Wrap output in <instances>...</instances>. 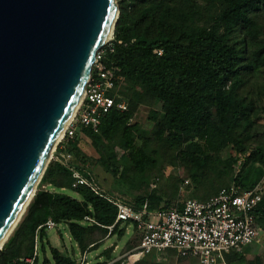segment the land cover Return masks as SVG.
<instances>
[{
    "label": "trees",
    "instance_id": "trees-1",
    "mask_svg": "<svg viewBox=\"0 0 264 264\" xmlns=\"http://www.w3.org/2000/svg\"><path fill=\"white\" fill-rule=\"evenodd\" d=\"M191 1L121 0L113 40L105 47L103 62L121 77L111 93L120 86L127 110L109 109L100 117L96 129L78 126L71 138L66 137L67 148L63 150L68 153L80 150V137L76 136L80 130L98 154V163L116 176L123 158L143 174L158 163L160 152L154 146L170 149L172 155L177 153L190 167L195 183H202L207 173L216 170V178L229 177L227 182L220 184L214 179L204 186L203 197L194 198L204 201L232 183L242 190L251 189L264 176V127L260 142L250 146L254 101L241 92L247 75L264 67V38L260 37L263 28L257 22L259 16H264V0H203L212 13L209 20L198 19L199 5ZM252 42H257V46L250 50ZM136 85L141 87V92L136 90ZM145 100L159 106L158 115L151 116L150 131L142 130L133 121L137 106ZM134 135L142 140L140 146ZM227 145L243 157L235 175L221 157ZM117 147L125 153L120 159H117ZM251 165L257 166V174L249 180L245 167ZM80 171L91 178L89 172ZM47 186L55 190L45 189ZM162 199L152 193L136 198L134 203L124 202L136 210L147 202V208L156 211L184 201L161 205ZM116 212V207L105 198L73 182L69 168L50 161L32 199L1 248L0 264H25L21 259L32 255L35 231L48 218L68 228L78 253L99 246L113 235L122 236L131 222L114 224ZM86 216L96 223L81 224ZM263 216L264 195L256 209L257 222ZM112 225L110 230L108 227ZM38 240L43 258L40 260L38 255L35 264H76L71 254L50 245L43 227ZM250 248L225 254L226 262ZM167 253L174 255L171 251ZM149 258L159 260L151 253L133 264H142ZM127 259L109 264H125ZM248 264H261V261L255 258Z\"/></svg>",
    "mask_w": 264,
    "mask_h": 264
},
{
    "label": "water",
    "instance_id": "water-1",
    "mask_svg": "<svg viewBox=\"0 0 264 264\" xmlns=\"http://www.w3.org/2000/svg\"><path fill=\"white\" fill-rule=\"evenodd\" d=\"M118 14L115 0H0V243L32 199Z\"/></svg>",
    "mask_w": 264,
    "mask_h": 264
},
{
    "label": "built area",
    "instance_id": "built-area-1",
    "mask_svg": "<svg viewBox=\"0 0 264 264\" xmlns=\"http://www.w3.org/2000/svg\"><path fill=\"white\" fill-rule=\"evenodd\" d=\"M112 40L113 37L96 54L82 100L56 144L55 160L69 168L76 184L87 186L116 207L114 224L130 221L135 226L140 241L125 264H133L151 253L161 259L168 251L177 257L196 258L200 264H227L225 254L239 253L262 240L263 231L256 219V209L263 199L264 177L248 190H242L232 183L207 200L187 198L181 205L174 204L150 211L147 202L136 210L119 198L101 193L93 179L68 163L70 154L63 150L64 142L66 137L71 138L74 135L78 126H91L96 129L100 117L109 109L127 110L126 100L116 93H111L116 80L121 77L116 74L114 68L107 67L103 62L105 47H109ZM242 159L243 157L238 155L237 165L241 164ZM93 223H96L95 220L88 216L81 221V224ZM58 226L53 219L48 218L37 227L32 255L21 259L25 264H35L39 255V230L43 227L48 231ZM112 227L113 225L108 228L111 230ZM77 255L76 264H85L87 251Z\"/></svg>",
    "mask_w": 264,
    "mask_h": 264
},
{
    "label": "rangeland",
    "instance_id": "rangeland-1",
    "mask_svg": "<svg viewBox=\"0 0 264 264\" xmlns=\"http://www.w3.org/2000/svg\"><path fill=\"white\" fill-rule=\"evenodd\" d=\"M115 1L120 10L121 0ZM191 2H195L199 5V7H196L199 12L196 15L198 19L203 17H206L207 20L210 19V15H212L211 10L208 8V5H205L203 0H192ZM257 22L263 28L260 37L264 38V16H259ZM256 46L257 42L250 43V50ZM119 88L120 86H117L114 93L123 98V95L119 92ZM135 88L139 92L142 91L139 85H136ZM241 92L254 101V112L252 116L254 124L251 130L252 138L249 141V145L252 146L260 142V134L264 127V67L247 75V83ZM158 109V104H153L152 101L148 102L145 100L144 103L137 106L133 121L137 122L142 130L150 131L153 125L151 116L158 115ZM76 136L80 137V150L75 152L74 150L69 151L70 160L68 163L78 170L89 172L91 179H93L94 183L100 188L101 193L119 198L123 201L126 200L134 203L136 198L148 196L152 193L162 196L161 205L167 202L173 203L183 201L187 198H202L203 191L205 190L203 189L205 188L204 186L209 185L214 179H217L216 182L220 184L222 182H227L229 179V177L225 176L221 177L222 179L216 178L215 176L218 174L216 170L207 173L202 183H195L191 179L190 174L192 170L187 163L181 157L177 156V153L172 155L170 149L165 151L159 146H154V148L156 147L160 152L158 163L156 166L148 168L147 172L143 174L139 173L123 158L118 163V174L113 176L98 163V154L91 146L89 138L83 136L80 130H77ZM134 139L136 140L137 146H140L142 140L138 138L137 135H134ZM65 148H67V146L64 147V149ZM115 151L117 159L125 155L124 151L119 147H117ZM237 155L238 153L235 152L231 145H227L221 152L222 159H224L228 167H231L232 175H235L241 168V165H237L235 161ZM53 160L56 161L54 153L50 161ZM256 167L257 166L252 165L245 167L249 180L254 179L257 174ZM72 179L73 182H75L73 176ZM67 193L77 196V194L71 191H67ZM258 224L263 231L260 243L251 245L249 250L237 257H233L227 264H248L255 258H259L261 264H264V216L258 221ZM121 227L123 228L124 226L122 225ZM124 230L125 232L122 236L113 235L106 238L99 246H94V248H90V246L81 252L84 253L87 251V260L85 264H95L97 262L109 264L123 258L126 259L132 255L140 241L139 233L137 230L133 229L131 223H129ZM47 233L50 245L60 249L63 253L68 255L71 254L74 258L78 257L77 254L79 249L76 248L68 228L65 225L61 224L57 228L48 230ZM46 254L47 257L50 258L48 248ZM42 258V255L39 253V259L42 260ZM142 264H200V262L193 257L182 258L167 253L164 258L159 260L149 258L142 261Z\"/></svg>",
    "mask_w": 264,
    "mask_h": 264
},
{
    "label": "crops",
    "instance_id": "crops-1",
    "mask_svg": "<svg viewBox=\"0 0 264 264\" xmlns=\"http://www.w3.org/2000/svg\"><path fill=\"white\" fill-rule=\"evenodd\" d=\"M45 189H49V190H51V191H54L55 189L54 188H52V187H49V186H47ZM61 191H64V189H61ZM67 192V191H66ZM47 237H48V233H47ZM49 240V239H48Z\"/></svg>",
    "mask_w": 264,
    "mask_h": 264
},
{
    "label": "bare ground",
    "instance_id": "bare-ground-1",
    "mask_svg": "<svg viewBox=\"0 0 264 264\" xmlns=\"http://www.w3.org/2000/svg\"><path fill=\"white\" fill-rule=\"evenodd\" d=\"M6 240H4V241H2L1 243H0V248L3 246V244H4V242H5ZM133 258V257H132Z\"/></svg>",
    "mask_w": 264,
    "mask_h": 264
}]
</instances>
